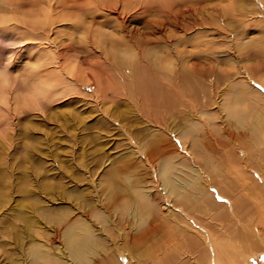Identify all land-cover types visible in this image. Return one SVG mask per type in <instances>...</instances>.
Wrapping results in <instances>:
<instances>
[{
	"label": "rangeland",
	"instance_id": "obj_1",
	"mask_svg": "<svg viewBox=\"0 0 264 264\" xmlns=\"http://www.w3.org/2000/svg\"><path fill=\"white\" fill-rule=\"evenodd\" d=\"M15 1L22 18H30L38 7L36 0ZM63 2L55 11H62L64 18L52 30L36 31L48 34L53 43L42 45L56 56L46 66H59L56 59L64 63L66 57L56 54L73 45L63 54L81 57L79 65L90 77L98 69L106 81L97 86L89 79L72 89L58 84L38 109H7L0 117V264H33L30 247L38 241L56 251L62 263L76 264L68 254L65 234L71 223L83 220L94 228L101 245L86 264H107L108 253L133 264H209L201 250L186 242L183 229L166 220L167 212L144 210L133 191L154 185L159 204L173 207L156 170L159 162L174 157L205 178L201 143L225 128L233 129L222 98L246 80L264 92V5L259 0H143L144 15L126 14V26L120 29L123 6ZM4 3L0 0V80L8 79L15 88L30 79V55L43 47L19 43L22 28L1 29L5 19L14 22ZM113 37L136 54L132 66L119 62L107 47ZM156 61L168 62L170 69L158 67ZM144 73H158L166 90L189 96L155 107L153 94L137 79ZM186 76L199 78V83L190 86ZM182 131L197 137L201 145L186 146L184 138L180 142ZM162 132L167 145L158 141L157 148ZM235 145L214 144L212 156L223 166L230 154L264 186V163L259 168L254 151ZM51 211L63 217L51 220ZM178 211L193 220L183 209ZM214 212L194 210L203 228L217 231ZM252 263L264 264V252L252 257Z\"/></svg>",
	"mask_w": 264,
	"mask_h": 264
},
{
	"label": "bare ground",
	"instance_id": "obj_2",
	"mask_svg": "<svg viewBox=\"0 0 264 264\" xmlns=\"http://www.w3.org/2000/svg\"><path fill=\"white\" fill-rule=\"evenodd\" d=\"M259 1L264 5V0ZM92 2L96 4L94 8L123 6L125 16L121 17L120 29L126 26L125 21L129 18L126 14L143 16L146 11L141 5L143 0H92ZM5 4L7 11L12 14L11 20L13 19L14 22L9 24L7 23L8 19H5L6 23L1 26V29H6L10 25L15 29L22 28L25 33H29V36L24 32L18 33V35L21 34L19 43L22 45L29 43L41 47L44 46L43 44H47L46 47L53 46L52 41L48 40V34H42L41 36L36 31L41 29L45 33L47 29L52 30L54 25L61 18H64L62 11H55L65 5L63 0H36L35 5L38 7L35 11H32L30 18H22L18 15L19 4L15 0H5L4 6ZM39 7H42V9L37 12ZM27 25L33 26V28L30 29ZM23 33L26 36L22 35ZM43 40L46 41L42 42ZM108 44L107 47H109L111 52L119 57V62L122 60L129 66L136 62V54L132 49L126 46L125 48L119 46L118 41L114 37L110 39ZM71 46L73 45H65L61 48L63 49L61 50L62 52H57V58L60 55L66 57L65 62L61 64V61L56 59L54 64L59 66H55L51 70L46 65L49 62H53L52 59L56 58V56H51V53L45 47L39 48L35 54L30 55L32 58L30 62L33 66L30 73L31 80L23 82L19 87L15 86L13 88L8 79H1L0 117L7 109L10 111L23 108L24 106L38 109L43 99L53 92V87L61 83L64 84L63 87L66 89L81 88L80 85H83L82 83L87 82L89 79L94 81L97 86L103 85L105 79L101 74H98V69H94L92 71L94 76L91 74L90 77L85 68L79 65V62L82 61L80 60L81 57L69 52L63 54ZM51 51H55V49L52 48ZM83 62H85V59ZM155 64L158 67L170 69L168 62L157 63L156 61ZM142 72L144 71L142 70ZM137 79L139 84L145 88L144 91L146 90L153 94V104L157 108L162 107L166 103L170 104L169 101L173 103L175 102L174 99L179 97L189 96L182 95L181 92L180 95L173 94L166 90L159 82L162 79L158 73L153 74V76L144 73L139 75ZM197 79L191 78V76H186L185 78L188 84L193 87L199 83ZM126 81L124 80V82ZM261 83L264 85L263 79ZM233 87V93H227L222 98V109L233 119V129L225 128L224 131L213 135V137L210 136L209 139L204 138L206 142H200L203 146L201 156L206 166L205 172H207L205 178L199 170L175 160L177 157L168 160L164 159L158 164L156 170L157 178L165 189L168 200L173 202L172 206L179 208L176 210L171 206H167L164 202H161L160 205L158 202L160 196L152 189L154 185L133 191L136 200L144 210H164L167 212L168 218L165 216L166 220L176 222L183 229L182 236H188L186 242L190 243L192 247L201 250L209 264H253L252 257L264 252V186L256 181L250 170L238 165L235 158L230 154L223 160V166L218 165L220 158L216 159L212 156L214 144L216 146H220V144L226 146L234 143L237 149L243 146L240 148L246 149L249 153L254 151L255 156L257 155L259 158V163H257L259 168L262 169L261 166L264 163V92L252 86L248 80ZM182 90L184 89L182 88ZM184 91L186 92L187 89ZM237 128L239 130L235 132L234 129ZM164 135V132L158 135L159 137L156 140L157 148L160 147L158 141L163 146L167 145ZM235 135L237 136L236 138H234ZM182 138L188 140L186 146L189 145L191 148H195L200 144L198 138L187 131H182L179 136L180 142ZM217 151L219 155H222L221 149ZM171 153L174 154L172 151ZM239 153H242V151L239 150ZM143 166L145 165L143 164ZM208 177H210V182L206 179ZM209 185L215 188L214 191L210 189L211 187L209 188ZM258 188L263 190L257 192ZM247 204H250L249 208H247ZM27 205L30 206L31 203L28 202ZM160 206L163 208H159ZM205 208L207 211L215 209L214 214H211V219L216 220L217 231L203 228L201 225L203 219L200 215L194 213L195 209L204 211ZM179 209L189 213L193 220L185 218L178 211ZM38 211L43 213V210ZM51 212H54L50 218L51 220H58V218L63 217L55 211ZM44 213L47 214L48 218L51 216L48 209ZM194 223H197L201 228L194 226ZM41 242H34L30 247L33 255V264H66L62 263L61 256L56 251H53L45 242ZM65 243L69 251L68 254L76 264H86L92 261L93 255L101 248L94 228L84 220L80 223L70 224L65 234ZM106 263L133 264L131 261L122 262L118 254L111 253L106 255Z\"/></svg>",
	"mask_w": 264,
	"mask_h": 264
}]
</instances>
